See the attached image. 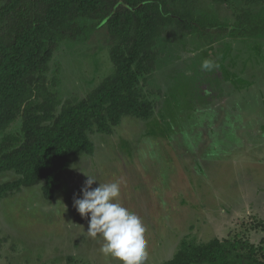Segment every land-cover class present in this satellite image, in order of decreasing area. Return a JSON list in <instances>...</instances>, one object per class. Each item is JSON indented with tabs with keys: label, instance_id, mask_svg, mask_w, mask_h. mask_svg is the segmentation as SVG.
Listing matches in <instances>:
<instances>
[{
	"label": "rangeland",
	"instance_id": "374dc122",
	"mask_svg": "<svg viewBox=\"0 0 264 264\" xmlns=\"http://www.w3.org/2000/svg\"><path fill=\"white\" fill-rule=\"evenodd\" d=\"M179 1L232 26L264 11V0ZM168 28L145 33L118 66L106 26L85 42L59 44L46 74L58 85L55 116L119 66L128 79L122 92L149 114L130 107L110 132L93 128L91 151L71 158L51 199L43 183L19 187L14 171L0 172V264H119L100 251L102 239L87 235L88 219L73 206L84 173L120 182L121 202L146 229L143 264L189 258L213 239L249 244L256 263L241 264H264V37L204 42ZM205 60L213 67L204 69ZM22 125L17 118L1 133L21 137Z\"/></svg>",
	"mask_w": 264,
	"mask_h": 264
},
{
	"label": "trees",
	"instance_id": "16d2710c",
	"mask_svg": "<svg viewBox=\"0 0 264 264\" xmlns=\"http://www.w3.org/2000/svg\"><path fill=\"white\" fill-rule=\"evenodd\" d=\"M0 4V172L14 171L20 176L19 187L43 183L46 199L60 188L71 158L91 151L88 135L93 128L110 132L109 123L118 124L130 107L140 117L149 114L145 105L132 104L122 92L128 79L126 69L119 66L86 98L66 101L55 116L58 85L46 74L60 43L85 42L95 27L106 26L112 38L110 58L118 66L123 52L145 33L168 27L204 42L226 36L250 44L264 37V11L245 14L232 26L196 15L179 0H0ZM17 118L23 121L21 137L1 133ZM250 248L241 241L213 239L191 257L177 253L167 264H241L243 259L256 263Z\"/></svg>",
	"mask_w": 264,
	"mask_h": 264
},
{
	"label": "clouds",
	"instance_id": "9594fccd",
	"mask_svg": "<svg viewBox=\"0 0 264 264\" xmlns=\"http://www.w3.org/2000/svg\"><path fill=\"white\" fill-rule=\"evenodd\" d=\"M202 67L210 69L213 65L205 60ZM84 175L86 180L80 193L74 194L73 206L88 219L87 235L102 239L100 251L119 264H143L148 255L146 229L141 217L121 202L120 182L101 183L94 175Z\"/></svg>",
	"mask_w": 264,
	"mask_h": 264
}]
</instances>
